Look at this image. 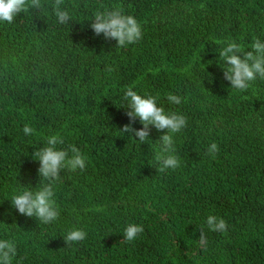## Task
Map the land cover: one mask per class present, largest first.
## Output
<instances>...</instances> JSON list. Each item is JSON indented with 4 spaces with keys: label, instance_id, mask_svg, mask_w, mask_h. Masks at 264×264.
<instances>
[{
    "label": "trees",
    "instance_id": "obj_1",
    "mask_svg": "<svg viewBox=\"0 0 264 264\" xmlns=\"http://www.w3.org/2000/svg\"><path fill=\"white\" fill-rule=\"evenodd\" d=\"M43 3L47 14L29 8L0 22V240L15 243L13 264H264V80L231 88L219 59L221 41L246 51L264 41V0H65L72 20L64 25L52 0ZM116 4L141 23L138 43L117 48L92 31L94 12ZM129 87L186 117L172 134L177 169L158 171L164 132L150 126L143 144L119 132L129 123ZM51 135L87 162L61 171L60 215L43 224L11 200L47 183L33 152ZM209 215L227 231H210ZM130 223L143 232L128 243ZM73 229L86 239L66 245Z\"/></svg>",
    "mask_w": 264,
    "mask_h": 264
},
{
    "label": "clouds",
    "instance_id": "obj_2",
    "mask_svg": "<svg viewBox=\"0 0 264 264\" xmlns=\"http://www.w3.org/2000/svg\"><path fill=\"white\" fill-rule=\"evenodd\" d=\"M64 5L65 0H52L51 3V13L61 25L72 20V14ZM29 8L42 11L44 14L48 13L43 0H0V22L11 24L17 14L26 12ZM90 27L94 34L98 36L102 34L106 40L116 41L117 48L136 44L143 37L141 23L134 16L125 14L122 5L119 4L111 8L97 9ZM220 43L223 45L219 50V59L224 65L223 79L230 83L231 88L244 92L257 78L264 80V41L255 39L250 51H246L241 44L231 40ZM106 71L111 73L114 69L108 67ZM123 100L126 102L125 114L129 123L124 125L119 132L138 138L141 144L148 139L151 128L164 132L165 134L159 137L160 153L155 157L159 163L158 171L163 173L169 169H177L180 161L175 155L172 134L179 133L187 126L186 117L176 112H165L163 107L157 105L158 96H141L131 87L124 92ZM167 100L175 105L182 103L179 95L169 94ZM137 120L142 125L139 130L132 126ZM23 132L25 135H31L34 129L25 124ZM63 144L62 137L51 135L47 138V146L33 152L36 158L34 161L39 162L38 175L47 183L35 191L31 188L25 189L12 197L11 206L20 215L35 217L43 224H50L58 219L60 212L54 199V186L61 179V171L65 168L72 171L84 170L87 162V158L75 145L69 144L67 148L57 147ZM218 151V145L212 142L207 153L214 156ZM206 224L212 232L224 233L228 228L223 218L214 215L207 217ZM142 232V225L130 223L124 230L123 239L130 243ZM200 232L199 241L203 244L206 237L202 230ZM86 236L85 231L73 229L67 232L64 242L66 245H71L84 241ZM16 255V245L13 241L0 240V264H13Z\"/></svg>",
    "mask_w": 264,
    "mask_h": 264
}]
</instances>
